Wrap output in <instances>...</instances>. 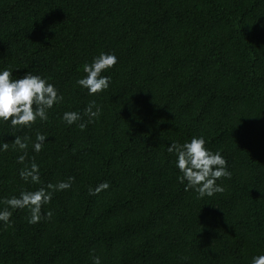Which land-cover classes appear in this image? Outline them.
I'll use <instances>...</instances> for the list:
<instances>
[{
	"label": "trees",
	"instance_id": "trees-1",
	"mask_svg": "<svg viewBox=\"0 0 264 264\" xmlns=\"http://www.w3.org/2000/svg\"><path fill=\"white\" fill-rule=\"evenodd\" d=\"M109 51L110 87L89 96L76 80ZM5 67L48 77L63 100L30 128L0 122V201L74 180L42 208L50 219L17 209L0 222V264H249L264 252V0H0ZM65 111L82 118L69 126ZM193 135L228 161L222 193L198 199L178 181L167 147ZM33 162L40 184L19 176Z\"/></svg>",
	"mask_w": 264,
	"mask_h": 264
},
{
	"label": "clouds",
	"instance_id": "clouds-1",
	"mask_svg": "<svg viewBox=\"0 0 264 264\" xmlns=\"http://www.w3.org/2000/svg\"><path fill=\"white\" fill-rule=\"evenodd\" d=\"M118 63L114 52H100L91 59L90 63L83 65V73L76 80V84L87 91L89 96L102 93L110 87L111 75L105 74ZM63 100V95L48 77L27 71L23 75H16L8 67L0 69V122L9 123L13 129L30 128L37 120L47 121L48 111ZM102 112L101 106L95 100L90 101L83 109V115L89 122H94ZM82 116L77 111H65L61 120L71 126L81 120ZM81 129L84 123L78 125ZM13 145L24 151L27 149V137L14 135ZM47 136L39 131L35 133L32 150L39 153ZM207 141L203 135H193L183 143L172 141L167 147V152L175 156L174 165L180 175L178 181L184 185L185 191L192 190L198 199L205 196L212 197L222 193L224 186L217 183L221 178L230 179L232 172L228 168V161L220 151H213L206 146ZM9 144L0 142V151H7ZM23 163L25 155L17 157ZM20 178L25 183L40 184L39 166L33 162L29 167L19 171ZM74 177L60 180L55 184L49 182L35 190L22 189L18 195L4 198L0 203V222L9 224L12 210L26 209L29 224L39 223L42 216L52 217L51 211L42 212L48 205L55 192L64 191L72 186ZM109 187L107 181L99 183L95 188H89L90 195H97ZM262 193V192H261ZM91 264H101L100 257L93 255ZM249 264H264V252L255 253L250 257Z\"/></svg>",
	"mask_w": 264,
	"mask_h": 264
}]
</instances>
